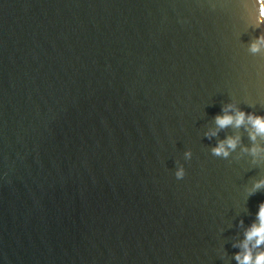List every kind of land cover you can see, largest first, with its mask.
<instances>
[{
  "label": "water",
  "instance_id": "obj_1",
  "mask_svg": "<svg viewBox=\"0 0 264 264\" xmlns=\"http://www.w3.org/2000/svg\"><path fill=\"white\" fill-rule=\"evenodd\" d=\"M257 21L256 0H0V264H237L264 154L247 124L204 132L232 100L264 115Z\"/></svg>",
  "mask_w": 264,
  "mask_h": 264
},
{
  "label": "clouds",
  "instance_id": "obj_2",
  "mask_svg": "<svg viewBox=\"0 0 264 264\" xmlns=\"http://www.w3.org/2000/svg\"><path fill=\"white\" fill-rule=\"evenodd\" d=\"M258 10V24H264V0H256ZM264 51V34L260 35L249 45V52L253 55ZM214 128L204 132V137L211 140L213 137L219 135L220 130L233 127L236 129L242 128L247 124L252 131L249 132V139L253 142V147L250 149L245 147L241 151L249 153L253 157L264 154V146L257 148L255 141L258 137L264 138V115H259L256 112H247L239 104L232 100L221 107V112L213 118ZM241 143L240 136L229 135L224 139L218 140L216 145L210 148L213 156L228 159L232 152H235ZM192 157L191 150L184 152V159L190 160ZM256 162L255 160L253 161ZM177 179H183L186 175V170L183 164L177 162V169L175 171ZM264 189V179L257 180L253 183L252 188L248 190L249 196L256 194V192ZM243 224V221H240ZM241 252L235 254L234 259L237 264H264V202L258 206L256 213V220L244 232V239L239 245ZM261 249L260 251H255Z\"/></svg>",
  "mask_w": 264,
  "mask_h": 264
}]
</instances>
